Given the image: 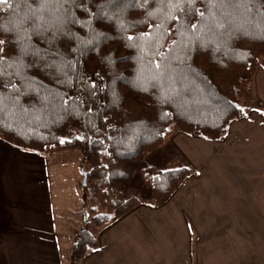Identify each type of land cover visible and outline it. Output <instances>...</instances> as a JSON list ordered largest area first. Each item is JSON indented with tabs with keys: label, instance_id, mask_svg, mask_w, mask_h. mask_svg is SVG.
Returning <instances> with one entry per match:
<instances>
[{
	"label": "trees",
	"instance_id": "1",
	"mask_svg": "<svg viewBox=\"0 0 264 264\" xmlns=\"http://www.w3.org/2000/svg\"><path fill=\"white\" fill-rule=\"evenodd\" d=\"M0 42V138L40 154L76 149L84 219L102 227L163 204L194 172L146 161L175 131L218 140L244 116L264 0H9ZM97 245L82 225L69 264Z\"/></svg>",
	"mask_w": 264,
	"mask_h": 264
},
{
	"label": "crops",
	"instance_id": "2",
	"mask_svg": "<svg viewBox=\"0 0 264 264\" xmlns=\"http://www.w3.org/2000/svg\"><path fill=\"white\" fill-rule=\"evenodd\" d=\"M242 105L222 139L175 131L149 152L156 169L194 172L163 204L96 226L97 247L75 264H264V59ZM65 217L56 221L47 154L0 138V264H69L78 229Z\"/></svg>",
	"mask_w": 264,
	"mask_h": 264
},
{
	"label": "rangeland",
	"instance_id": "3",
	"mask_svg": "<svg viewBox=\"0 0 264 264\" xmlns=\"http://www.w3.org/2000/svg\"><path fill=\"white\" fill-rule=\"evenodd\" d=\"M47 163L51 178L56 221H62L61 217L65 215L67 224L71 225V228L77 230L83 225L90 232L94 231L96 224L84 219L83 210L81 208L83 185L81 184L82 173L80 153L76 149L56 150L47 154ZM58 175H64L66 179L60 182ZM74 179H78L80 184L77 190H74ZM91 205L92 203L87 202V219L93 215L90 208Z\"/></svg>",
	"mask_w": 264,
	"mask_h": 264
},
{
	"label": "snow or ice",
	"instance_id": "4",
	"mask_svg": "<svg viewBox=\"0 0 264 264\" xmlns=\"http://www.w3.org/2000/svg\"><path fill=\"white\" fill-rule=\"evenodd\" d=\"M9 0H0V5L6 4L8 3ZM38 3L40 4H47L49 2H51V0H37ZM55 2L57 3H62L64 2V0H55ZM169 2H175L177 5L179 3H183V2H187V3H195V0H169ZM209 4L211 5H215V4H219V3H226V2H231V0H208ZM240 2H245V0H240ZM201 17L204 16V13H200ZM192 27H196V25H193ZM2 43V42H0Z\"/></svg>",
	"mask_w": 264,
	"mask_h": 264
},
{
	"label": "water",
	"instance_id": "5",
	"mask_svg": "<svg viewBox=\"0 0 264 264\" xmlns=\"http://www.w3.org/2000/svg\"><path fill=\"white\" fill-rule=\"evenodd\" d=\"M81 173H82L81 184L84 186L86 184L87 174H86V171L84 170L83 166H81Z\"/></svg>",
	"mask_w": 264,
	"mask_h": 264
}]
</instances>
